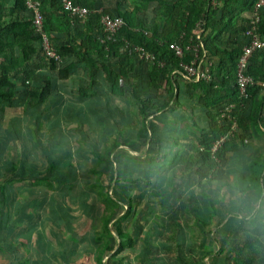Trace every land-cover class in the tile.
Listing matches in <instances>:
<instances>
[{
  "label": "trees",
  "instance_id": "1",
  "mask_svg": "<svg viewBox=\"0 0 264 264\" xmlns=\"http://www.w3.org/2000/svg\"><path fill=\"white\" fill-rule=\"evenodd\" d=\"M74 1L90 9L87 19L71 16L61 0H39L44 30L61 56L57 60L46 55L27 1L0 0V124H6L0 135L8 136L11 146L17 136L29 144L21 117L30 120L32 108L59 94V81L77 74L80 101L104 97L119 114L105 121L77 117L82 137L75 143L84 147L80 166L89 154L97 160L96 167L85 168L80 183L69 178L78 160L70 161L64 174L60 167L71 147L52 157L44 146V171L42 166L34 170L38 165H28L27 157L5 172L0 168V251L12 254L0 264H264V213L253 215L251 197L236 195L238 188L264 189V145L254 146L264 139V46L249 58L244 74L255 82L244 94L237 74L257 17L254 32L264 42V7L256 14L258 0ZM100 9L124 19L113 39L106 38ZM172 43L183 48L182 56ZM140 47L154 60L141 57ZM195 48L212 63L199 80L181 66L195 57ZM126 104L133 107L129 114ZM178 104L186 108L179 110ZM171 115L190 118L194 126L196 132L185 136V150L172 147L178 136L169 140L164 132ZM34 124L26 122L24 128ZM91 126L106 132L107 154L100 145L84 143L83 132ZM157 156L169 159L175 173L167 176L165 164L154 170ZM129 158L150 164L157 181L143 174L144 168L132 175ZM59 173L64 177L57 179ZM39 185L49 187L45 196L19 189ZM146 186L153 188L152 200L141 206L135 196ZM224 186L232 193L228 199L221 194ZM61 190L67 193L62 196ZM48 195L53 203L46 208ZM90 222L93 236L84 232ZM88 236L93 244L81 248Z\"/></svg>",
  "mask_w": 264,
  "mask_h": 264
},
{
  "label": "rangeland",
  "instance_id": "2",
  "mask_svg": "<svg viewBox=\"0 0 264 264\" xmlns=\"http://www.w3.org/2000/svg\"><path fill=\"white\" fill-rule=\"evenodd\" d=\"M60 89L67 92L69 97H72V99H69V100H70L71 104H74V105L70 107L67 102L63 105H59V102H56V106L53 109L49 110L50 111V113H49V112H45V110H47L48 106L52 102L51 100H49L47 103L42 104L38 108H37V106L35 108H32L28 113L29 116L31 117V122L34 123V121H35V123H36V121H39V123L38 124L36 123L32 127L26 129V127L24 128V125L28 119H27V117H25L24 119H22L20 121V124H19V127L22 129V131H23V128L25 129V132L23 131L25 133L23 137H24L25 142L29 143V144L22 145L24 143L23 139L21 138V136H17L13 139L14 145L11 146V144H9L10 138L8 136L6 137L5 135H0V168H1L2 172H5V170L8 168V166H10L12 164H15V163H17V165L20 164L21 160H23L25 157H27V158H25L26 160H24V161H26L28 163V165H29V163L38 165V166H35L34 170L40 171L39 168L41 166H42V169H41L42 171L46 170L45 164H47L48 160L45 159V161H46L45 164H43L44 162L39 164V161H40L39 157H41L44 154V153H42V152H44L43 147L46 146L47 151L51 152L52 157H54L53 155H55V153L59 152L58 149L55 148V146H57V144H59L60 141H62V147L64 149V152H66V150H68L69 147L72 148V151L70 154H68V152H66L64 154V160L60 163V167L62 168L61 170H63L62 173L64 174L65 171L68 169L67 167H68L69 163L71 164V162L74 163V160H78V164L76 165V166H78V168H76V166L73 165L77 171H75L73 173V175L71 177H69V178H71L70 181L75 182V184H76V182L80 183L82 180H84V179H82L81 174L85 172L84 171L85 168L86 169L89 167L91 168V166H93V164L96 167V164H95V163H97L96 158H94L92 154H89V156L87 158H85L84 166L81 168V166H80L81 165V159L84 157L82 156L80 150H82L84 147L80 145V142L77 143V145L73 147V145L75 144L74 143L75 138H77V137L81 138L82 137V133L79 130L80 127H76V125H77V123H76L77 122L76 121L77 110L84 108V110L90 114L91 118L100 117L102 120L105 121L106 119H111V120L116 119L118 114H119L118 108H116L114 105H112L113 103H111V108L108 107V105H105L108 103V101L105 100L104 97L100 98V100L97 99V100H91V101H87V102H84V101L77 102L72 95L73 94L72 91L67 89L65 87V85H61ZM185 100H187V98L184 99V102H185ZM102 102H103V105L101 107H99L100 103H102ZM175 107L179 110L186 108L185 106L179 105V104H178V106L176 105ZM132 108L133 107H131V105L126 104L127 113H128V111H132ZM60 109L62 110L61 116L58 115ZM179 110H178V112H179ZM41 113H42V115H41ZM174 116L175 117H181L182 115L180 113H177ZM137 117H138V114H137ZM175 117H173V115H171V116H168L165 118V119H167L166 121L168 123L167 124L168 126H166L164 132H165L166 136L169 138V140H170V138H172L173 135L178 136L177 137L178 139H177V142L175 143V146H172V144H171L172 147H176L178 149L185 150L189 145V142L187 143L185 136L187 138V136L190 135L191 131H194V132H196V131L193 130L194 126H192L191 119L186 118V119H179L178 120ZM195 118L198 120V122L201 125H205L206 122H205L203 115H199L197 113ZM98 119H97V123L99 125ZM60 122L63 124L65 123L63 125L64 130H61L57 126V124H59ZM69 123H75L76 125L68 126ZM4 125L6 126V124H0V128L3 127ZM51 125H54V127L51 128ZM169 125H171V126H169ZM102 126L104 127L105 125H102ZM98 127L99 126H97V127L91 126L90 128H87L86 131L83 132L84 133L83 135L85 136L84 143L86 144L87 147H90V146L92 147L93 145H100L101 146L100 151L103 154H107L108 142L106 140V132L104 133ZM36 130H38V131H36ZM5 131H8V130H5ZM11 131L14 132L16 135V132L14 131L13 128H11ZM23 132H22V134H23ZM86 132H88V133H86ZM36 133H38V134H36ZM101 138H103V140ZM169 140H168V142H169ZM262 145H264V139L263 138L255 140L254 146H258V148H260ZM78 151H79V153H78L79 156H76V153ZM90 152L91 151H89V153ZM115 154H116V151L112 155L113 158H114ZM119 155H120V153L117 154V159H119ZM22 157H23V159H21ZM155 158H156V160L154 162V166H155L154 170L157 169L158 167H160L158 164H165L164 165V169H165L164 171H165V174L167 176H170L173 173H175V172L171 171L170 168H168V166H169L168 160L169 159L163 160L162 157H159V156H157ZM144 160L147 161L148 158H145ZM87 161H90L89 166L87 164ZM161 162H163V163H161ZM123 164H125V162H123ZM127 164H128V166H127L128 171H131L133 173L132 175H134V172L136 169H137V171H139V168H144L142 173L145 175H149V173H151V177L154 179V181H157L156 176H154V174H156L155 173L156 171H151L150 164L142 163V165H141V163L137 162L134 158H129ZM122 166H120V168H122ZM65 168H67V169H65ZM161 168L162 167H160L158 170H161ZM161 172L163 173V170ZM117 176H118V174H117V167H116V177ZM158 176H159V174L157 175V177ZM60 177L63 178L64 176H62L61 173L56 174L57 179H59ZM47 188L49 189V187H47V186L39 185V186H34L31 189L28 187L27 188L26 187L25 188L20 187L19 189L21 190V193L29 190V192L34 194V195L40 196V195L44 194L42 196H45L46 192H47ZM152 189L153 188H150V186H148V187L146 186V188H144V190L137 191L136 193H138V194L135 196V200L137 202H139V200H140L141 203L139 202V204L141 206H143L144 203H148V199L151 198V193H153ZM55 193H56V191L52 192L50 194H52L54 196ZM59 193L63 196V193L66 194L67 192H66V190H61V191H59ZM85 196H87L86 193H85ZM47 198H48L50 203H47L45 205L46 208L50 204L53 203V198H51L49 195ZM150 200H152V198ZM84 209L87 212H89L88 207H84ZM77 217H80V216H77ZM92 217H94V215H92ZM145 218L147 219V217H145ZM134 224H135V220H132V222L127 223V225L130 226V228H133ZM91 226H92V223L90 222L88 227H86V230H84V232L87 230L90 232L92 229ZM97 228H99V227L97 226ZM193 228H195V231L198 234H200V231L198 230L197 226H193ZM93 235H94V233L90 232V236H93ZM90 236H88L84 240V242H83L84 244L81 245V248L84 245L86 246L88 244H93L92 241H89ZM31 249H34V248L31 247ZM20 250H21V246H20ZM20 250H19V255H22ZM22 250L24 251V246H22ZM5 257H8V258L12 257V254L8 255L6 253Z\"/></svg>",
  "mask_w": 264,
  "mask_h": 264
},
{
  "label": "built area",
  "instance_id": "3",
  "mask_svg": "<svg viewBox=\"0 0 264 264\" xmlns=\"http://www.w3.org/2000/svg\"><path fill=\"white\" fill-rule=\"evenodd\" d=\"M27 5L33 11V22L36 30L42 34V45L47 56L55 58L57 60L61 59V56L57 53L55 48L52 46L50 41L49 34L44 30V17L40 9L39 0H26ZM63 9L67 11L71 16L78 17L83 20L87 19L91 13L90 9L86 6L75 3L74 0H61ZM264 7V0H258L256 3L255 13L257 10ZM102 9L98 10L100 15V23L103 26L104 33L106 34L107 39H113L115 34L124 24V19L120 16H111L108 13L102 12ZM258 17L252 22V29L248 31V34L252 36L251 43L246 45L243 48V53L239 58L238 62V86L242 94L246 93L247 86L253 84L255 80L252 77L244 74V70L248 64L249 58L252 55L253 51L256 49L263 48L264 42L255 34L254 30L256 29V22ZM173 48L177 55L182 56L184 53L183 48L176 44L172 43L170 45ZM136 50L141 54V57H145L149 60H154V55L148 53L143 48H136ZM196 54L195 57L189 63H181V66L184 68V72L192 78L199 80L208 76L211 63L205 61V57L199 56L198 48H195ZM236 127V126H234ZM225 138H222L220 141H223Z\"/></svg>",
  "mask_w": 264,
  "mask_h": 264
},
{
  "label": "crops",
  "instance_id": "4",
  "mask_svg": "<svg viewBox=\"0 0 264 264\" xmlns=\"http://www.w3.org/2000/svg\"><path fill=\"white\" fill-rule=\"evenodd\" d=\"M11 4H13V0H10V5ZM212 64V63H211ZM81 76L80 75H73L71 78H69L68 80H64V81H59V84H61V85H65V87L67 88V89H69V90H71L72 91V95H73V97H74V99L77 101V102H80V99H78L77 97H76V91L79 89V87L81 86V83H82V81H81ZM52 98V99H51ZM69 99H72V97H69L68 96V93L67 92H65V91H63V90H60V92H59V94H55V95H52V97H50V99L49 100H51L52 102H51V104L48 106V108H47V110H45V112H49L50 113V111L49 110H51V109H53L55 106H56V102H59V105H63V104H65L66 102L68 103V105L71 107V106H73L74 104H71V102H70V100ZM98 98H89V99H86V100H84V102H87V101H91V100H97ZM79 100V101H78ZM58 110V109H57ZM44 112V113H45ZM129 112V111H128ZM16 114V112H12L11 114H9V115H11V116H14ZM41 115H42V113H41ZM58 115H62V110L60 109V111H59V113H58ZM85 115H87L88 117H91L90 116V114L88 113V112H86L85 110H83V111H81L80 109H78L77 110V117L79 118V120L81 121V116L82 117H84ZM25 117H24V115L21 117V119H20V121L22 120V119H24ZM31 118V117H30ZM190 119V118H189ZM27 123H29V122H31V119L29 120V118H28V120L26 121ZM36 123H37V121H36ZM65 124V123H64ZM63 123H59V124H57V126L61 129V130H64L63 129V125H64ZM70 125H76L75 123H69L68 124V126H70ZM52 127H54V125H51V128ZM76 127H78L77 125H76ZM23 131L25 132V129H23ZM74 143H75V140H74ZM77 145V143H75L74 145H73V147L74 146H76ZM57 149H58V151L59 152H57V153H55V154H57V155H61L63 152H64V149H63V147H62V141H60V143L59 144H57ZM126 147V146H125ZM127 148V147H126ZM130 150V149H129ZM132 153H134V154H136V152L135 151H132V150H130ZM40 156V155H39ZM43 155L41 156V157H39V164H41V163H43L44 162V160H43ZM16 185V188H17V184H15ZM5 256H6V252H4V251H0V258L1 259H4L5 258Z\"/></svg>",
  "mask_w": 264,
  "mask_h": 264
},
{
  "label": "clouds",
  "instance_id": "5",
  "mask_svg": "<svg viewBox=\"0 0 264 264\" xmlns=\"http://www.w3.org/2000/svg\"><path fill=\"white\" fill-rule=\"evenodd\" d=\"M221 194L225 199H228L232 196V193L229 192L227 186L221 188ZM236 195L241 200H246L251 197V202L253 204V215L264 213V189L257 192L255 189L250 187L238 188Z\"/></svg>",
  "mask_w": 264,
  "mask_h": 264
}]
</instances>
